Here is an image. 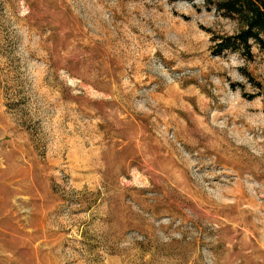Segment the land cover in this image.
Here are the masks:
<instances>
[{
  "label": "rangeland",
  "instance_id": "obj_1",
  "mask_svg": "<svg viewBox=\"0 0 264 264\" xmlns=\"http://www.w3.org/2000/svg\"><path fill=\"white\" fill-rule=\"evenodd\" d=\"M213 2L0 0V264H264V51Z\"/></svg>",
  "mask_w": 264,
  "mask_h": 264
},
{
  "label": "trees",
  "instance_id": "obj_2",
  "mask_svg": "<svg viewBox=\"0 0 264 264\" xmlns=\"http://www.w3.org/2000/svg\"><path fill=\"white\" fill-rule=\"evenodd\" d=\"M204 1L207 4L213 2ZM213 4L214 10L236 18L240 25L235 33L214 35L212 51L215 55L230 51L252 59L254 46L264 51V0H216ZM257 85L261 87L259 82Z\"/></svg>",
  "mask_w": 264,
  "mask_h": 264
}]
</instances>
